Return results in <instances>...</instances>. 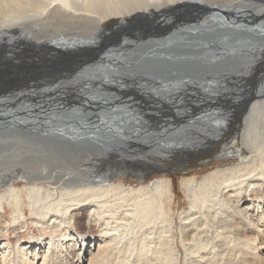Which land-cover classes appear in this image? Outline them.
<instances>
[{"label": "bare ground", "instance_id": "obj_1", "mask_svg": "<svg viewBox=\"0 0 264 264\" xmlns=\"http://www.w3.org/2000/svg\"><path fill=\"white\" fill-rule=\"evenodd\" d=\"M179 154L230 166L182 182L176 228L147 177ZM28 207L63 234L3 240ZM157 224L172 264H264V0H0V264H101Z\"/></svg>", "mask_w": 264, "mask_h": 264}, {"label": "rangeland", "instance_id": "obj_2", "mask_svg": "<svg viewBox=\"0 0 264 264\" xmlns=\"http://www.w3.org/2000/svg\"><path fill=\"white\" fill-rule=\"evenodd\" d=\"M172 18L169 20L172 21L173 20ZM123 145L124 144H121V146L123 147L124 150H129V148L124 147ZM221 145H218L215 148L216 154H220L222 152L223 147H221ZM189 157L190 156H187V155L186 156H182V155L180 156V154H179V156H177L171 160H165L161 163V165L163 166L164 170H166V171H164V170L161 172L150 171L148 174V177H147V181H148L147 183H149L151 181H155L156 179H162L165 181L173 182L174 189L176 191L177 196H176L175 203L173 205L172 217L174 218V224L173 225H175L176 228L182 223L180 221L183 218H185L188 214L193 215V214L189 213L188 199H187V195L185 194V192L183 190V187H182L183 183L182 182H184L188 179L200 180L211 171L230 166V161L228 162V161H225L222 159L216 160V158H213L212 156L198 158L195 160L191 159ZM97 160H98V158H97ZM80 171H81L80 174L82 173L81 174L82 177L84 175L87 176V177H83V178L88 179V177H90L89 171H87L85 169L80 170ZM84 173H86L88 175H86ZM127 180H129L128 183H132V184L134 183V180L131 177H127ZM26 183L27 182L22 181L20 179V181L17 182V185L20 188H24ZM29 209H30L29 207L26 208V217L21 220V222H20L21 224L18 223L20 225L17 226V229H18L17 230L18 233L16 232L17 235H14L15 233H13V232L9 233L5 236L1 235L2 236L1 238L3 240H12L14 243H16V241H15L16 239L14 237L22 235L23 236L22 242H25V244L30 245V244L34 243L33 241L51 238L52 236L58 237L61 234H63L64 229L62 226L61 227L60 226L54 227L53 225L50 226L49 224H47L45 219H42V217H38V216L36 217V215H35L36 211L33 212L32 209L31 210H29ZM38 210L39 209L37 208V211ZM11 211H12V209L9 208L8 209V217L10 219V222L13 221V211L12 212ZM81 215L84 216V213H81ZM81 215H78V216H80V219L82 220L81 221V229L84 228L83 230H85L86 227H85L84 223L86 222V219H85V216L83 217ZM25 221H27V222H25ZM42 221H43V223H42L43 227L41 226ZM44 221H45V224H44ZM22 222L24 224H22ZM37 225H39L40 227ZM96 227L97 226L92 225V227L89 230H87L86 233L87 234L89 233L90 235L100 233L101 231L99 229H102V228H98V227L96 228ZM149 227L150 226H147L145 228L143 227V228L139 229L136 226L133 227V225L129 226V228H127V230H125V232L124 231L119 232L120 235L121 234L123 235V236L121 235V237H120L118 231H115L113 233V235H115V237L117 239L115 242L118 244H116L114 242L116 245L114 244V250L110 254V258L106 261H103L101 264H172L171 263L172 257L169 256L168 254L166 256H162L161 251H160V255L157 254V251H148V247H147V243H146L147 241L145 239H143L144 235L150 231L149 233H151L153 235V236L150 235L151 238H154L152 242H154V241L157 242V240H160L159 232L161 231L162 227H165V225L162 226L161 224H159V225L157 224L152 231ZM20 229H22V231ZM135 230H139V231H135ZM0 231H2V234H3L4 231H3L2 226L0 227ZM37 232H39V233H37ZM92 232H94V233H92ZM152 232H154V233H152ZM123 233H125L126 235H124ZM131 233L134 235H132ZM0 234H1V232H0ZM175 234H178V233L176 232ZM156 235L158 236V238ZM176 236L178 237V235H176ZM120 238H121V240H120ZM144 245H146V248L144 247ZM57 256H59V257L53 256L50 259V262H53L54 264H61L62 262H63L62 264H66V263L71 264V263H73L72 261L76 262V260H77L75 256H72V257L67 256L65 253L58 254ZM221 256L219 257V260L217 262L218 264H220V263L221 264H231L232 262H233L232 264H236L235 259H233L234 261L232 260L233 256L231 257L230 254H227V252ZM223 256H226V257L228 256V257L226 258ZM54 257H56V258H54ZM65 257H66V259H65ZM60 258H62V259H60ZM163 258L165 259V261ZM223 258H225V259H223ZM220 259H221V262H219ZM56 262H58V263H56ZM191 263L193 264V257L187 256L184 248L179 246L178 261L176 264H191Z\"/></svg>", "mask_w": 264, "mask_h": 264}]
</instances>
